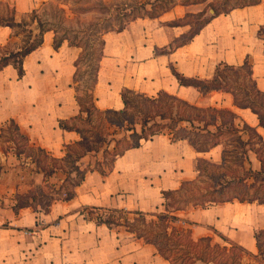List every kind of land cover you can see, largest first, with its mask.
<instances>
[{
	"label": "crops",
	"instance_id": "1",
	"mask_svg": "<svg viewBox=\"0 0 264 264\" xmlns=\"http://www.w3.org/2000/svg\"><path fill=\"white\" fill-rule=\"evenodd\" d=\"M45 2L0 0V16H4V7L14 23L29 22L30 14L37 13ZM205 6L176 4L156 18H137L120 31L104 33L93 90L95 108L122 109L120 93L124 89L150 97L165 92L190 104L232 111L236 124L254 128L264 142V128L256 115L236 107L230 93L212 91L202 96L192 87L180 86L171 72L211 79L220 65L239 67L248 61L256 88L264 92V0L211 18L190 40L170 50V45L190 31L191 23L184 19L194 17ZM38 30L39 25L33 33ZM54 39L52 30L43 32L40 46L23 59L22 77L11 65L0 70V129L12 120L31 146L62 159L65 146L79 140L78 133L58 125L79 115L72 83L79 49L65 40L55 48ZM17 40L14 29L0 26V47L9 45L16 50L20 46ZM221 150L219 145L196 152L185 140L171 142L165 135H155L115 157L105 175L87 172L70 200H53L47 212L38 204L15 212L16 197H41L50 187L55 198L53 190L62 186L66 175L58 170L45 177L30 159L0 149V264H158V260L167 264L154 245L125 230L96 224L85 209L154 213L163 207L162 193L178 190L182 182L196 177L197 159L218 164ZM247 158L246 167L258 171L256 155L249 151ZM101 160V152L93 153L77 165L82 169ZM259 213H263V221L256 225ZM177 216L192 223L194 239L210 236L209 231L226 234L231 227L232 239L225 237L248 252L255 249L253 230L264 229V204L233 200L191 208Z\"/></svg>",
	"mask_w": 264,
	"mask_h": 264
},
{
	"label": "trees",
	"instance_id": "2",
	"mask_svg": "<svg viewBox=\"0 0 264 264\" xmlns=\"http://www.w3.org/2000/svg\"><path fill=\"white\" fill-rule=\"evenodd\" d=\"M157 2L159 3L157 4ZM205 2L206 0H182L178 4L190 5ZM257 2L258 0H251L246 4L233 8L253 5ZM166 3H171L172 6L177 4L174 0H156L148 10L144 7L141 12L132 10L127 13L130 18L116 31H120L128 22L137 18H156L168 10L164 7ZM157 8L158 12L156 13ZM233 8L220 10L214 4L206 5L203 11L194 17H204L208 9L212 11V14L204 18L194 30L189 31L188 35L185 34L182 37L185 40L170 45V50L190 40L211 18L227 13ZM188 17L192 16L188 15ZM31 24H33V21L30 24L24 22L14 23L12 14L9 17L0 16V26L12 29L25 28L23 31L28 36L25 45L15 51L7 50L8 46L0 47V70L11 65L16 69L18 76L22 77L23 59L40 46L43 32L46 30L41 23H38L39 30L37 33H33L28 28ZM261 33L264 35V28L261 29ZM62 41L56 40L55 37L54 47L57 48ZM68 44L80 48L78 45ZM102 46L103 40L101 37L98 48L93 49L96 54L92 57L94 64L90 72L89 83L81 89L80 95L78 94V88L73 86L76 93L75 100L79 107V115L71 121H59L58 123L60 129L75 131L79 135L78 141L65 146V155L62 159L50 157L41 148L31 146L27 136L20 132L16 123L12 120L0 129V139L3 137L4 132L11 133L10 137L6 138V142L12 143L13 146L9 149L13 151L17 158L20 156L25 158L37 157L41 162L38 169L43 172L45 177L51 176L58 170L66 174L62 186L56 191L53 190L55 198H53V195H48L42 211L47 212L51 202L55 199L70 200L74 196V188L80 184L87 172L96 170L105 175L115 157L120 156L127 149L138 147L141 141H147L155 135H165L171 142L185 140L196 152H206L220 145L222 146L220 163L214 164L204 159H197L196 177L193 180L182 182L178 190L162 193L164 203L163 212L161 213L128 212L97 207L86 208L85 212L88 219L96 224H103L108 229L124 228L127 233L135 238L154 245L158 255L167 264H264V229L254 233L255 253H249L243 247L224 238L222 240L226 244L223 245L213 243L211 236L194 239L190 227L179 228L177 226L180 223L192 225V223L186 222L177 216L178 213L185 211L188 207L204 209L210 205L232 202L233 200L239 203L264 204V142L255 129L246 124L239 127L236 124L237 116L228 109L201 107L165 92L150 97L124 89L120 93L122 109L118 111H100L96 109L93 90L97 81L100 60L103 56ZM93 51L92 55H94ZM81 58L78 55L74 62L73 85L76 83ZM171 72L180 86L192 87L202 96L212 91L230 93L233 104L238 108L249 109L256 115L258 125L264 128V92L256 88L248 61H244L239 67L220 65L216 68L211 79L187 78L174 70ZM225 72H232L234 75L240 73L242 76L247 77L249 86L246 87L245 84L240 86L241 96H238L230 87V78L233 75L230 76ZM92 113L102 118L103 121L102 129L98 127L93 131L96 135L101 136L104 133L112 135L120 131L129 133L115 142V146L111 151L112 159L107 169L100 168L101 161H95V166L90 167L87 165L83 169L77 165L83 157L92 153L101 152L102 159L107 154L106 148L100 150V142L103 140H95L92 135H89L91 131L76 125L77 122L88 123ZM83 115H85V118ZM109 129H111V133H107ZM243 135L246 138H242ZM121 142L125 143L122 148L120 147ZM92 143L97 144L92 145ZM249 151L256 155L260 163L258 171L246 167ZM62 163L69 165L75 172L73 181L69 172H66L65 167L61 165ZM203 175L208 176L210 182L206 183L205 187H196L197 191L193 192L194 189H190V187ZM67 184L70 186L69 188L66 187ZM46 189L50 191V187H46ZM201 189L204 191L202 192ZM15 200L16 203L13 206L15 212L23 207L35 208L36 206L34 195L16 197ZM147 218L154 219L148 220ZM139 223H141L142 228L138 226Z\"/></svg>",
	"mask_w": 264,
	"mask_h": 264
},
{
	"label": "rangeland",
	"instance_id": "3",
	"mask_svg": "<svg viewBox=\"0 0 264 264\" xmlns=\"http://www.w3.org/2000/svg\"><path fill=\"white\" fill-rule=\"evenodd\" d=\"M155 1L156 0H46L44 5L37 11V13L30 14L29 16L30 21L29 22L26 21L24 23L29 24L32 21L34 23H41L44 29L52 30L55 33L56 40H65L67 43L80 46V48L78 47V49H79V55L82 58L79 61V65H78L76 83L73 85L74 87L76 86L78 88V94L80 95L81 89L86 84L89 83L90 72L92 71L93 64H94V60H92V57L95 56L96 54V52L93 51V49L98 48L102 35L106 32L116 31L120 26H122L124 22H126L130 18L129 16H127L128 12L132 10L141 12V9H143V7L148 10L151 8V5L155 3ZM181 1L182 0H174L175 4L176 3L178 4ZM250 1L251 0H206L205 5L214 4L220 10L221 9L228 10L235 6L246 4L247 2H250ZM158 3L159 2H157V4ZM171 6H172L171 3H166L164 5L165 8H168V10L173 7ZM1 11L4 14L3 17H9L8 9L2 7ZM210 11L211 10L208 9L204 17H200V18L186 17L184 19V21L191 23L190 32L194 30L204 18H207L208 16L211 15ZM157 12H158V8H157L156 13ZM23 29L25 28L20 27V28L14 29V34L16 38L18 39L16 41V44L20 45L19 48L24 46L28 40V36L27 34L24 33ZM182 40H185V39H182ZM7 50L11 51L14 49H12L11 46L8 45ZM92 51L94 52V55H92ZM225 73L229 74L230 76L233 75L230 78V83H231L230 87L232 88V90L236 92L238 96H241L242 90L240 86H243L244 84L246 85V87L249 86L247 77L242 76L240 73L235 74V75L232 74V72L231 73L225 72ZM83 117L85 118V115H83ZM102 124H103L102 118L97 117V115L93 113L91 114L90 121H88V123H85V124L84 123L82 124L81 122L76 123L77 126L83 127L91 131L89 135H92L95 140L97 139H99V141L103 140L102 142H100L101 144L100 150L106 148L107 154L103 156V159L101 160L102 163H101L100 168L107 169V166L109 165V162L112 159L111 151L115 146V142L117 140H121L124 135H128L129 133L125 131H120L117 134L109 135V134L104 133L101 136L93 133V131H95V128L96 129H98V127L100 128ZM107 133H111V129H109ZM10 134L7 132H4L3 137L0 139V149L2 151L8 152L10 150L9 147L13 146L11 142H6L7 141L6 138L10 137ZM94 139L92 138L91 140L93 141ZM96 144L92 143V145H96ZM124 146H125V143L121 142L120 147L122 148ZM28 159H30V161L37 168L41 163L37 157L35 158L32 157ZM42 161L44 162V160ZM61 165L65 167L66 172H69L70 178L73 181L75 179L74 178L75 172L70 168L69 165H66L63 163ZM92 166H95V163H93L90 167ZM209 182H210L209 177L206 175H203L202 177H200V179L196 181V183L193 185L194 187L191 186L190 189L193 188L194 189L193 192H195L197 191L196 187L198 188L205 187L206 186L205 184ZM66 187L69 188L70 186H68L67 184ZM201 191L203 192L204 190L201 189ZM50 194L51 192L46 189L45 193L41 197H36L34 195L36 197L35 204H38L41 210L44 209V206H43L44 202L46 198L48 197V195L50 196ZM186 210L190 211L191 208L188 207V209ZM161 212H163V207L159 209L158 211H155L152 214H158ZM262 214L263 213L258 214L259 216L258 224L256 225H260L262 223L263 221V218L261 217ZM147 219L150 220L154 218H147ZM138 226L142 228L141 223H139ZM177 226L179 228L190 227L189 225H186V224L183 225L182 223L177 224ZM119 229L124 230V228H119ZM232 230L233 229L230 227V230L227 232H225L224 230L226 234L222 233V235L217 234L214 231L208 230L209 231L208 235L212 237L213 243H218V244L223 245L226 243H224L222 238L230 241V239L226 238L225 236L228 235V237L231 238L233 235ZM256 231L257 230H253V233H255ZM249 253H255V249H253ZM160 263L163 264V262L158 260V264Z\"/></svg>",
	"mask_w": 264,
	"mask_h": 264
},
{
	"label": "water",
	"instance_id": "4",
	"mask_svg": "<svg viewBox=\"0 0 264 264\" xmlns=\"http://www.w3.org/2000/svg\"><path fill=\"white\" fill-rule=\"evenodd\" d=\"M211 12V14H212V11H210ZM38 29V25H34L32 28H31V30H32V32H34L35 30H37Z\"/></svg>",
	"mask_w": 264,
	"mask_h": 264
}]
</instances>
